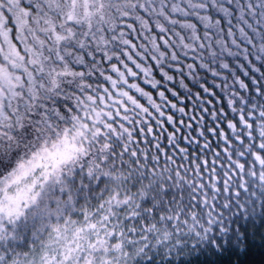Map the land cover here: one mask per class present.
<instances>
[{
	"label": "snow or ice",
	"instance_id": "obj_1",
	"mask_svg": "<svg viewBox=\"0 0 264 264\" xmlns=\"http://www.w3.org/2000/svg\"><path fill=\"white\" fill-rule=\"evenodd\" d=\"M264 0H0V264H254Z\"/></svg>",
	"mask_w": 264,
	"mask_h": 264
},
{
	"label": "trees",
	"instance_id": "obj_2",
	"mask_svg": "<svg viewBox=\"0 0 264 264\" xmlns=\"http://www.w3.org/2000/svg\"><path fill=\"white\" fill-rule=\"evenodd\" d=\"M247 259L254 262V264H264V248L259 244V241L255 243Z\"/></svg>",
	"mask_w": 264,
	"mask_h": 264
}]
</instances>
